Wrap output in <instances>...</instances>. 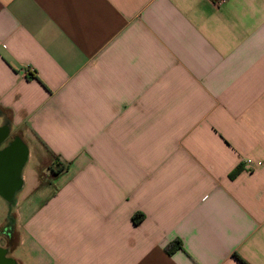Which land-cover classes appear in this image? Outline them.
<instances>
[{
  "label": "crops",
  "instance_id": "crops-1",
  "mask_svg": "<svg viewBox=\"0 0 264 264\" xmlns=\"http://www.w3.org/2000/svg\"><path fill=\"white\" fill-rule=\"evenodd\" d=\"M217 1L0 0L6 259L264 264V0Z\"/></svg>",
  "mask_w": 264,
  "mask_h": 264
},
{
  "label": "trees",
  "instance_id": "trees-1",
  "mask_svg": "<svg viewBox=\"0 0 264 264\" xmlns=\"http://www.w3.org/2000/svg\"><path fill=\"white\" fill-rule=\"evenodd\" d=\"M60 160L58 158H56V161H55V164L56 165H60ZM61 168V171L59 172H62L66 169V167H60ZM241 171V169H237L234 173L231 174V178H234L236 177L239 172ZM54 174H59L57 172H54ZM143 218V215L142 214H139V215H136L134 218H133V221L135 222V224H138L141 222ZM179 249H182V244L181 242L178 240V241H175L174 243L170 244L167 248H166V252L170 255H172L175 251L179 250ZM240 259V258H239ZM244 264H247L244 260L240 259Z\"/></svg>",
  "mask_w": 264,
  "mask_h": 264
},
{
  "label": "water",
  "instance_id": "water-1",
  "mask_svg": "<svg viewBox=\"0 0 264 264\" xmlns=\"http://www.w3.org/2000/svg\"><path fill=\"white\" fill-rule=\"evenodd\" d=\"M17 165H18V163H17ZM7 178H8V176H6V175L0 176V180L5 182L4 184H7L6 181L9 180ZM5 255H6V250H4L3 248L0 247V264H14L13 261L6 259Z\"/></svg>",
  "mask_w": 264,
  "mask_h": 264
},
{
  "label": "rangeland",
  "instance_id": "rangeland-1",
  "mask_svg": "<svg viewBox=\"0 0 264 264\" xmlns=\"http://www.w3.org/2000/svg\"><path fill=\"white\" fill-rule=\"evenodd\" d=\"M55 169L58 170L57 167H55ZM3 203L4 202L0 200V224L3 222V219L7 217L6 215H8L9 212V209L7 210V206H4Z\"/></svg>",
  "mask_w": 264,
  "mask_h": 264
},
{
  "label": "flooded vegetation",
  "instance_id": "flooded-vegetation-1",
  "mask_svg": "<svg viewBox=\"0 0 264 264\" xmlns=\"http://www.w3.org/2000/svg\"><path fill=\"white\" fill-rule=\"evenodd\" d=\"M11 225H12V219L8 217V221L6 225L0 230V234L2 235H8L11 230Z\"/></svg>",
  "mask_w": 264,
  "mask_h": 264
},
{
  "label": "built area",
  "instance_id": "built-area-1",
  "mask_svg": "<svg viewBox=\"0 0 264 264\" xmlns=\"http://www.w3.org/2000/svg\"><path fill=\"white\" fill-rule=\"evenodd\" d=\"M225 3V0H218L217 5H223Z\"/></svg>",
  "mask_w": 264,
  "mask_h": 264
}]
</instances>
